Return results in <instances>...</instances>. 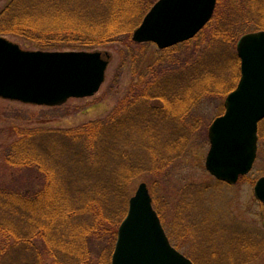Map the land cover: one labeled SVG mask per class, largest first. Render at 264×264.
<instances>
[{
	"label": "rangeland",
	"instance_id": "374dc122",
	"mask_svg": "<svg viewBox=\"0 0 264 264\" xmlns=\"http://www.w3.org/2000/svg\"><path fill=\"white\" fill-rule=\"evenodd\" d=\"M9 1L0 0V12ZM75 1L86 3L88 8L83 11V16L88 19L96 14L97 5L105 8L107 3V0ZM116 3L117 0H112L111 6ZM144 6L133 14L123 11L117 16L109 15L101 24H96L102 32L122 27L114 40L91 50L74 44L40 49L23 37H4L24 51L100 52L108 65L104 82L96 94L88 98H71L60 107H42L0 98V182L6 183L12 176L16 181L32 177L29 170L26 171L28 175H23L7 168L2 155L22 126L75 130V135L51 136L54 141L48 149L56 153L57 147L72 136H77L86 149L95 141L100 147L108 145L101 163L103 170L98 169L95 176L116 177L118 184H123L118 192L115 190L110 194L108 204H101L100 210L106 211L105 215L111 218L109 224L121 223L129 199L144 183L171 244L195 264H264V206L255 198L253 190L255 182L264 177V120L258 126L257 157L248 175L239 177L236 184L228 185L218 182L205 168L210 148L209 127L223 115L224 101L234 90L228 91L234 83L230 68L234 63H229L226 48H234L236 53V45L244 34L264 31L251 27L264 26V0H218L207 26L194 39L168 52L158 50L154 44L132 42L133 32L142 22L143 18L140 21L138 15ZM134 25L135 28L128 32L127 27ZM245 26L253 30L243 34L241 31ZM203 52L206 57L200 62L204 64L213 57L222 59L219 69L223 68V73L220 80H212L215 83L198 84L200 80H196L203 73L196 76L191 73L193 68L190 66L200 63L198 54L201 56ZM159 58L164 61L158 62ZM181 63L187 66L180 69ZM165 66L179 69L181 73L163 77L168 82L166 86H154V96L160 99L148 104L163 107L167 116L163 120L151 119L152 125L148 126V121L135 115L132 95L145 88L146 83L150 85V70L154 75L163 76ZM141 107L144 112H149L147 106ZM102 137L108 140L100 141ZM133 164H139L135 171L131 168ZM47 176L50 180L55 175L47 173ZM64 176L74 180L79 177L74 172ZM50 187H45L48 194ZM82 220L88 225L87 213ZM116 223L115 231L120 225L116 226ZM2 240L0 235V248ZM11 245L12 242L7 249ZM106 245L105 241L90 238L92 264H101L100 254ZM7 249L4 247L3 250ZM50 263L51 260L46 258L45 264ZM0 264H29V261L19 249L8 251L7 255L0 254Z\"/></svg>",
	"mask_w": 264,
	"mask_h": 264
},
{
	"label": "trees",
	"instance_id": "16d2710c",
	"mask_svg": "<svg viewBox=\"0 0 264 264\" xmlns=\"http://www.w3.org/2000/svg\"><path fill=\"white\" fill-rule=\"evenodd\" d=\"M111 2L112 0H107L105 8L103 5H97L96 14L88 19L83 16V11L88 8L86 3L83 5L84 2L10 0L0 12V37L8 35L23 37L40 49H52L56 46L61 48V44L70 46L74 44L91 50L104 45L110 39L114 40L116 33L120 31L119 27H122L120 25L113 31L102 32L96 24H101L109 15L117 16L123 11L126 14H133L136 9L138 11V8L145 5L138 15L141 21L153 5L151 0H117L112 7ZM82 24L85 26L81 27ZM251 27L264 30L262 25ZM134 28L135 25L127 27L128 32ZM245 28L246 26L241 31L243 34L253 30L250 27ZM175 47L161 51H172L176 49ZM226 49L229 63H234L230 66L233 73L231 81L234 82L228 89L231 92L240 78L239 59L234 48ZM198 55L199 62L205 60L204 52L201 56ZM162 61H164L162 58L158 59V62ZM221 63L222 59L213 57L205 64L196 62L188 66L193 68L191 70L193 76L203 73L200 75L202 77L196 80H200L198 84L210 81L215 83L212 80H220L223 73V68L219 69ZM181 65L180 69L187 66L185 63ZM166 68L163 70L166 74L158 75V79V76L150 70L152 75L149 77L150 85L146 83L145 88L135 91L132 95L131 105H134L135 115L140 118L142 116L145 122L148 121V126L152 125L151 119L157 121L167 116L163 107L148 104L151 100L153 102L160 99L154 96L156 89L154 86H166L168 82L164 81L163 77L181 73L179 69ZM220 87L223 88V84ZM144 105L148 107V113L141 107ZM20 129L21 132L6 146L2 155L7 168L23 175H28L26 171L29 170L32 177L27 179L23 177L20 181L18 179L16 181V178L12 176L6 183L0 182V235L3 238L0 254L7 255L8 251L22 249V254L29 264H45L46 258L51 260L50 264H92L89 248L92 237L107 243L99 260L101 264H110L117 237L116 221H112L113 225L109 224L108 220L111 218L105 215L106 211L100 210V207L101 204H108L110 194L115 190L118 192V188L123 184H118L116 177L110 179L108 176L106 178L95 176L98 169L103 170L101 163L106 156L108 145L100 147L95 141L92 147L86 149L83 142L79 143L77 136H72L67 137V141L61 143L56 153H53L48 149L50 142L54 141L51 136L75 135V130H51L37 125L22 126ZM105 136L108 137V135ZM60 140L63 141V139ZM107 140L105 137L100 139V141ZM138 166L139 164L136 166L133 164L131 168L135 171ZM70 172H74L79 177H75L74 180L64 176L65 173ZM47 173L55 175L54 178L51 177L49 180ZM46 186H51L50 194L46 193ZM85 213L89 218L88 225L82 220ZM119 223L120 221L116 223V226ZM10 242H12L11 248L7 249ZM4 247L7 250L4 251Z\"/></svg>",
	"mask_w": 264,
	"mask_h": 264
},
{
	"label": "water",
	"instance_id": "95a60500",
	"mask_svg": "<svg viewBox=\"0 0 264 264\" xmlns=\"http://www.w3.org/2000/svg\"><path fill=\"white\" fill-rule=\"evenodd\" d=\"M216 4L217 0H158L132 41L164 50L191 40L211 20ZM236 52L240 80L224 101L223 115L209 127L205 160L209 174L229 185L250 173L257 156L258 125L264 120V31L242 36ZM107 65L100 52L24 51L0 37V98L60 107L71 98L96 94ZM253 190L264 206V177ZM111 264H193L171 246L144 183L129 199Z\"/></svg>",
	"mask_w": 264,
	"mask_h": 264
}]
</instances>
